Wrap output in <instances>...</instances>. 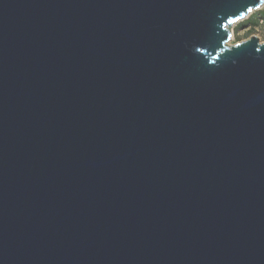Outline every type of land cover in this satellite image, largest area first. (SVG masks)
I'll return each mask as SVG.
<instances>
[{
  "label": "water",
  "instance_id": "1",
  "mask_svg": "<svg viewBox=\"0 0 264 264\" xmlns=\"http://www.w3.org/2000/svg\"><path fill=\"white\" fill-rule=\"evenodd\" d=\"M263 6L0 0V264H264Z\"/></svg>",
  "mask_w": 264,
  "mask_h": 264
},
{
  "label": "rangeland",
  "instance_id": "2",
  "mask_svg": "<svg viewBox=\"0 0 264 264\" xmlns=\"http://www.w3.org/2000/svg\"><path fill=\"white\" fill-rule=\"evenodd\" d=\"M259 11L264 12V6ZM256 12L250 17V19L256 15ZM244 21H246V19ZM244 21L235 23L233 25L232 36L230 37L228 44L234 45V44L243 42L252 36L256 37L259 40L260 44H263L264 43V20L263 21L259 20L258 23L254 27H251L249 25L240 27V24L243 23Z\"/></svg>",
  "mask_w": 264,
  "mask_h": 264
},
{
  "label": "trees",
  "instance_id": "3",
  "mask_svg": "<svg viewBox=\"0 0 264 264\" xmlns=\"http://www.w3.org/2000/svg\"><path fill=\"white\" fill-rule=\"evenodd\" d=\"M255 13V12H254ZM252 13L247 19L246 21H244L243 23L240 24V27H243V26H251V27H254L258 21H263L264 20V12H261V11H258L256 12V15L250 19V17L254 14Z\"/></svg>",
  "mask_w": 264,
  "mask_h": 264
},
{
  "label": "snow or ice",
  "instance_id": "4",
  "mask_svg": "<svg viewBox=\"0 0 264 264\" xmlns=\"http://www.w3.org/2000/svg\"><path fill=\"white\" fill-rule=\"evenodd\" d=\"M262 2H264V0H262ZM249 11H251V9H249Z\"/></svg>",
  "mask_w": 264,
  "mask_h": 264
}]
</instances>
